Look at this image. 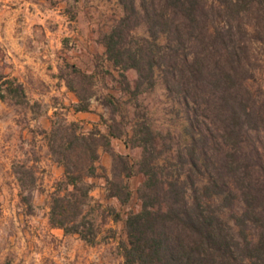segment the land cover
<instances>
[{
  "label": "trees",
  "instance_id": "obj_1",
  "mask_svg": "<svg viewBox=\"0 0 264 264\" xmlns=\"http://www.w3.org/2000/svg\"><path fill=\"white\" fill-rule=\"evenodd\" d=\"M117 3L121 14L100 36L106 58L121 82L135 70L127 84L134 97L164 88L186 139L167 144L136 105L111 115L107 132L53 119L43 135L62 178L50 194L49 224L96 244L104 229L115 235L108 217L122 219L120 264H264V0ZM71 67L73 109L89 111V91L73 84L86 74ZM9 91L23 94L21 84ZM116 137L136 155L116 151ZM135 176L138 208L124 218L91 194L92 179L102 178L105 197L125 205Z\"/></svg>",
  "mask_w": 264,
  "mask_h": 264
},
{
  "label": "rangeland",
  "instance_id": "obj_2",
  "mask_svg": "<svg viewBox=\"0 0 264 264\" xmlns=\"http://www.w3.org/2000/svg\"><path fill=\"white\" fill-rule=\"evenodd\" d=\"M120 14L117 0H0V264L122 261L119 242L126 238L122 219L108 217L106 226H112L115 235L104 229L96 244L64 234L48 222L50 194L62 178V168L50 158L43 135L53 119L75 120L84 131L107 132L111 115L119 118L136 105L167 144L186 139L184 117L164 88L156 83L134 97L130 88L135 70H127L121 82L119 71L106 58L100 36ZM71 65L86 74L82 80L73 79L74 86L90 94L89 111L78 115L73 109L77 97L65 81L73 78ZM17 84L23 89L18 96L9 91ZM112 145L116 151L136 155L123 138H113ZM99 160L110 168L108 152L101 149ZM92 180L93 197L115 206L121 218L138 208L140 176L130 180L133 194L125 205L105 197L102 178Z\"/></svg>",
  "mask_w": 264,
  "mask_h": 264
},
{
  "label": "crops",
  "instance_id": "obj_3",
  "mask_svg": "<svg viewBox=\"0 0 264 264\" xmlns=\"http://www.w3.org/2000/svg\"><path fill=\"white\" fill-rule=\"evenodd\" d=\"M79 112H80V111H78V112L76 113V115H78ZM44 224H46V222H44ZM39 231H41V227L39 228Z\"/></svg>",
  "mask_w": 264,
  "mask_h": 264
}]
</instances>
